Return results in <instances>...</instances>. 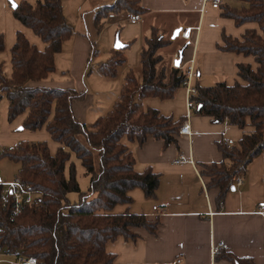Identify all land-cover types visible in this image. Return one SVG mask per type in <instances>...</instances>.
Segmentation results:
<instances>
[{"label":"trees","instance_id":"trees-1","mask_svg":"<svg viewBox=\"0 0 264 264\" xmlns=\"http://www.w3.org/2000/svg\"><path fill=\"white\" fill-rule=\"evenodd\" d=\"M237 1L245 6L234 8L222 3V16L234 20L237 27L255 23L258 29H247L242 39L223 35L219 49L253 57L256 69L239 64L238 75L244 83L234 86L220 82L205 87L197 80V95L191 97L195 113L215 121L227 117L241 129L250 122L254 128L244 133L237 147L229 150L221 146L223 162L202 167L201 174L209 179L208 187L219 188L221 199L233 188L234 177L245 174L249 165L264 154V0ZM13 12L46 48L41 51L23 33L17 34L10 50V78L5 77L0 60V104L7 99L10 123L25 116L23 130L36 132L45 128L60 147L53 154L47 142L21 141L0 153V158L19 164L18 177L44 195L39 206H27L14 215V202L10 194H3L5 188L0 185V253L36 258L38 264H115V256L106 250L109 242L119 237L137 239L134 228L156 234L160 225L158 218L152 221L142 214L114 213L117 206L133 203L129 192L134 189L142 190L148 199L155 198L161 181L152 169L136 172L135 158L122 139L126 137L142 145L152 136L171 144L179 124L157 110L144 112L143 100L171 99L180 88H185L187 78L180 68L172 67L168 72L166 66L161 67L163 58L159 52L169 42L154 33L141 52L140 75L130 71L112 110L92 124L83 123L74 113V103L86 99L84 92L28 86L52 79L57 70V55L75 34L64 15L62 0H23ZM145 12L140 0H115L97 8L95 26L101 32L110 15ZM91 46L93 50V42ZM5 52V36L0 34V56ZM124 63L122 50L114 49L111 58L97 70L103 76L116 77ZM73 154L90 177L87 192L81 191L74 172L69 177L65 173ZM74 192L79 193V201L69 199ZM223 257L234 264H254L252 259Z\"/></svg>","mask_w":264,"mask_h":264},{"label":"crops","instance_id":"crops-1","mask_svg":"<svg viewBox=\"0 0 264 264\" xmlns=\"http://www.w3.org/2000/svg\"><path fill=\"white\" fill-rule=\"evenodd\" d=\"M14 1L19 3L23 0ZM25 1L36 3L39 0ZM114 1L62 0L64 15L74 27L75 34L64 44L62 53L57 55L56 64L59 60H67L71 74L59 77L62 80L58 82L52 77L28 84L29 87L84 92L86 99L74 103V113L83 123L89 122V115L97 105H104L107 113L112 110L130 71L140 75V55L154 33L169 42L165 47L171 51L169 58L164 59L160 54L168 72L175 65L174 56L182 51V73L186 74L190 62L195 61L197 77L193 80L194 86L198 80L202 86L210 87L205 85L206 78H224L228 86H234V82L243 84L238 75V65L247 64L256 69L253 57L222 52L219 46L223 45V35L242 39L247 29H258V25L247 23L237 27L234 20L222 16L221 9H214L209 0H140L146 10L140 21L128 22V13L113 14L108 17L106 27L99 32L95 26L96 10ZM224 3L234 8L243 7L237 0H223ZM13 11L9 0H0V34L5 36V53L13 48L19 32L43 51L46 44L31 29L23 26ZM188 28L192 30L189 40L183 38L181 33L173 39L176 30ZM117 38L124 45L121 50L125 63L118 68L116 77H106L97 69L111 58ZM94 51L98 55H92ZM96 60V74L93 71L87 74L88 68ZM82 77L91 81L90 87L96 88L94 93L83 86ZM64 78L76 79L66 81ZM189 99L185 87L180 88L171 99L151 97L143 100L144 112L148 109L159 111L162 116L179 124V132L184 124H188L192 134L187 136L178 132L168 145L152 136L142 145L136 140L122 139L135 158L136 172L152 169L160 176V187L155 198H146L140 189L141 192L132 190L131 194L133 203L137 200L140 204L134 213L145 215L152 221L158 218L160 225L156 234H150L144 228H134L132 232L137 239L119 237L109 242L106 250L115 256V264H234L224 255L264 264V217L258 213L264 204V154L249 165L245 174L239 173L244 184L237 188L234 183L235 190L232 188L223 199L219 197L220 189L208 187L209 179L201 174L203 166L223 162L221 146L229 150L237 147L244 133L252 132L254 128L250 122L245 129H241L229 120L215 121L212 117L195 113L194 109L188 107ZM24 120L25 116H21L10 123L8 117H2L0 150L12 148L21 141L47 142L55 154L60 145L52 143L46 129L36 132L23 130ZM229 142L233 144L229 146ZM181 155L193 163L176 164ZM8 160L0 158L1 182H12L18 177L19 164L14 166ZM154 207H158L159 212L154 211ZM126 212L132 213L129 208ZM219 244L226 245L227 250L214 255L213 249Z\"/></svg>","mask_w":264,"mask_h":264},{"label":"built area","instance_id":"built-area-1","mask_svg":"<svg viewBox=\"0 0 264 264\" xmlns=\"http://www.w3.org/2000/svg\"><path fill=\"white\" fill-rule=\"evenodd\" d=\"M211 3V6L219 10L223 0H209ZM127 20L130 23H137L141 20V15L139 14H133L128 13L127 14ZM191 28L182 30L181 36L187 40L191 38ZM179 54L175 56V59H179ZM186 81L184 82V86L188 90L189 94V101H188V107L190 109L195 108V104L192 101L191 97L197 95V89L195 88L193 84V80L197 77V72L195 70V61L192 60L190 62V65L186 72ZM228 118H225V121L228 122ZM181 135H187L190 136L192 134L188 124H184V126L180 129L179 132ZM233 142H229V146H231ZM186 162L193 163L192 160L186 159L184 155H181L179 159L176 160V164H184ZM1 174V170H0ZM234 183L235 187H241L243 183V178L238 174L234 177ZM0 185H2L5 190L3 194L7 196L10 194L11 199L14 202V215H18L22 212V210L27 206H39L41 204V200L43 198V193L39 190L32 189L28 184L24 183L20 178L15 179L12 182H1ZM5 201L7 200V197L4 198ZM154 211L159 212L158 207L153 208ZM259 214H261L264 217V204L260 206L259 208ZM227 250V246L224 244H219L214 247L213 252L214 255L220 254L222 251ZM15 253L11 252H2L0 253V264H38L36 258H28L23 256H18ZM178 263H181V261H178Z\"/></svg>","mask_w":264,"mask_h":264},{"label":"rangeland","instance_id":"rangeland-1","mask_svg":"<svg viewBox=\"0 0 264 264\" xmlns=\"http://www.w3.org/2000/svg\"><path fill=\"white\" fill-rule=\"evenodd\" d=\"M31 3H33V2H31ZM238 4L240 6H245V3H242V2H239ZM170 52L171 51L168 48H164L162 51H160V54H162V56L164 57V59H168L169 56H170L169 55ZM179 55H180L179 56V59H175V56H174L175 64L177 63V61H179L181 59V54H179ZM0 58H1V61L3 62V72H4V75H5L6 78H10L11 77V74H12L10 51L9 52L7 51V53L1 55ZM97 62H98V60L92 62V65L88 68L87 74H89L90 71H93V73L96 74ZM161 66H163V64ZM174 67H176V66L174 65ZM69 69H70V66H68L67 60L64 61V62L61 61V60H59L58 65H57L56 73L53 75L54 81H57V82L58 81H61L62 78H59L61 76H69L71 74V71H69ZM75 79L76 78H64V80H66V81H73ZM82 79L84 80L83 81V86L84 87L85 86L86 87H89L91 93H94V91L96 90V88H94L93 86L90 87L91 81H87V78H85V77H82ZM205 81L207 83L205 85L213 86V85H215L217 83L224 82V78H206ZM236 84L237 83L234 82L233 85H236ZM102 91H104V90H102ZM108 101L109 100L107 99L106 102H108ZM0 109H1V117H0V121H1L2 120V117H8V101H7L6 98H4L1 101ZM106 111L107 110L105 109V106L104 105H97V107L91 111V113L89 115V118H88L89 119V122H87V124L88 123H93L92 121H95L98 117L105 115L107 113ZM52 143L55 144V145L57 144L55 142H52ZM2 151L3 150H0V153ZM8 161H10V160H8ZM10 162H12V161H10ZM11 164L14 165V166H17V164L14 163V162H12ZM71 172H74L76 174L77 180H78V182L80 184L81 191L82 192H87L88 189H89V187H90V177H88L86 175V171L83 168L81 161L74 154L72 155V158H71L70 162L67 164L66 171H65V173H66V175L68 177L70 176V173ZM17 178H19V177H17ZM134 190H138L139 192H141L139 189H134ZM129 194L131 196L132 191H130ZM69 199L72 202L79 201L80 195H79V193L74 192V193H72V194L69 195ZM139 206H140L139 202L137 200H134V203L132 205H130V206H128V205H119V206H117L115 208V210H114V213H124L127 210V208H129V211L130 212L134 213V212H137V210H138L137 208Z\"/></svg>","mask_w":264,"mask_h":264},{"label":"water","instance_id":"water-1","mask_svg":"<svg viewBox=\"0 0 264 264\" xmlns=\"http://www.w3.org/2000/svg\"><path fill=\"white\" fill-rule=\"evenodd\" d=\"M9 1H10L11 5H12L13 9H16L17 6H18V3L14 2L13 0H9ZM180 33H181V30H180V29L176 30V32H175V34H174V36H173V39H176V38L180 35ZM123 48H124V45H123V44L120 42V40L117 38L116 45H115V49H117V50H121V49H123ZM182 54H183V51L181 52V59H180L179 61H177V63L175 64V66H176L177 68H180V66H181V62H182ZM0 181H1V180H0ZM233 190H235V188H233Z\"/></svg>","mask_w":264,"mask_h":264}]
</instances>
